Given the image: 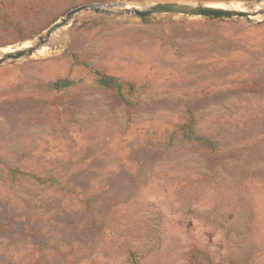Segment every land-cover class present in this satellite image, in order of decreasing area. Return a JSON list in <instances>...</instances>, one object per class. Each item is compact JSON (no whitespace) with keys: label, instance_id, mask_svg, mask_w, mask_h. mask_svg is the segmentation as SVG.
<instances>
[{"label":"rangeland","instance_id":"rangeland-1","mask_svg":"<svg viewBox=\"0 0 264 264\" xmlns=\"http://www.w3.org/2000/svg\"><path fill=\"white\" fill-rule=\"evenodd\" d=\"M165 2L264 9L0 0V51L98 7L0 64V264H264V14Z\"/></svg>","mask_w":264,"mask_h":264},{"label":"water","instance_id":"water-1","mask_svg":"<svg viewBox=\"0 0 264 264\" xmlns=\"http://www.w3.org/2000/svg\"><path fill=\"white\" fill-rule=\"evenodd\" d=\"M91 8L95 11L98 10L97 6H78L71 10H69L64 16L60 17L57 21L52 23L50 27H48L44 33L40 34L36 37L30 44L29 47L20 48V49H12L11 51H0V64L8 61L21 58L23 56L32 55L35 51H37L42 46L46 45L52 35L58 32L63 27L67 26L72 20L74 14ZM124 13H129L136 15L138 17L150 15L152 13H178V14H188V15H198L204 17H243L249 18L250 16H254L256 14H264V9L257 11L256 9L251 10H242V9H233V8H225V7H215L212 5H191L185 3H155L153 5L144 7V8H135V7H127L125 6L122 10Z\"/></svg>","mask_w":264,"mask_h":264},{"label":"trees","instance_id":"trees-1","mask_svg":"<svg viewBox=\"0 0 264 264\" xmlns=\"http://www.w3.org/2000/svg\"><path fill=\"white\" fill-rule=\"evenodd\" d=\"M94 73L97 76L96 82L98 86L104 89H109L111 91H114L120 97L123 96V84L120 81H118L117 78L104 75V74H100L97 71H94ZM71 85H72V82L68 80H56L52 84L53 88L55 89H62V88L69 87ZM36 180L39 181V179H36Z\"/></svg>","mask_w":264,"mask_h":264},{"label":"bare ground","instance_id":"bare-ground-1","mask_svg":"<svg viewBox=\"0 0 264 264\" xmlns=\"http://www.w3.org/2000/svg\"><path fill=\"white\" fill-rule=\"evenodd\" d=\"M32 42V41H31ZM31 42H30V44H31ZM50 42V41H49ZM49 42L46 44V45H48L49 44ZM30 44H27V45H23L21 48H26V47H29L30 46ZM45 46V45H44ZM5 52V51H4Z\"/></svg>","mask_w":264,"mask_h":264}]
</instances>
